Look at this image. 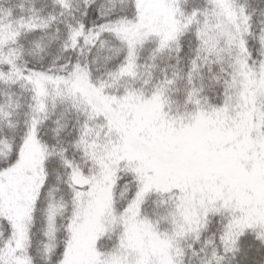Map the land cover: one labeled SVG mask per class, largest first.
<instances>
[{
	"label": "snow or ice",
	"instance_id": "snow-or-ice-1",
	"mask_svg": "<svg viewBox=\"0 0 264 264\" xmlns=\"http://www.w3.org/2000/svg\"><path fill=\"white\" fill-rule=\"evenodd\" d=\"M0 264H264V0H0Z\"/></svg>",
	"mask_w": 264,
	"mask_h": 264
}]
</instances>
